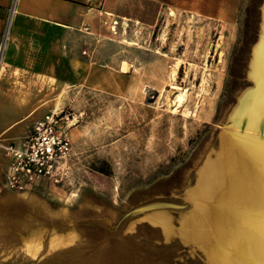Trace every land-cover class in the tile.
<instances>
[{
    "label": "rangeland",
    "instance_id": "obj_1",
    "mask_svg": "<svg viewBox=\"0 0 264 264\" xmlns=\"http://www.w3.org/2000/svg\"><path fill=\"white\" fill-rule=\"evenodd\" d=\"M263 4L140 0L109 17L86 83L7 85L39 95L18 137L46 114L41 108L64 111L71 151L61 181L24 195L5 185L13 144L0 142V264L203 263L183 221L240 94L253 87ZM160 213L168 231L153 219Z\"/></svg>",
    "mask_w": 264,
    "mask_h": 264
},
{
    "label": "bare ground",
    "instance_id": "obj_2",
    "mask_svg": "<svg viewBox=\"0 0 264 264\" xmlns=\"http://www.w3.org/2000/svg\"><path fill=\"white\" fill-rule=\"evenodd\" d=\"M261 11L248 67L253 87L240 94L216 159L202 168L194 209L183 221L185 235L199 241L212 264H264V4ZM121 69L126 73L128 65L122 63ZM183 98L180 89L177 103ZM153 219L169 230L164 213Z\"/></svg>",
    "mask_w": 264,
    "mask_h": 264
},
{
    "label": "crops",
    "instance_id": "obj_3",
    "mask_svg": "<svg viewBox=\"0 0 264 264\" xmlns=\"http://www.w3.org/2000/svg\"><path fill=\"white\" fill-rule=\"evenodd\" d=\"M139 4L140 0H0V142L20 146L18 134L30 118L24 117L32 113L30 101L39 99L35 88L32 94L21 88L9 91L7 85L60 89L86 83L91 53L106 42L109 17H124ZM46 111L41 108L40 114L53 110Z\"/></svg>",
    "mask_w": 264,
    "mask_h": 264
},
{
    "label": "built area",
    "instance_id": "obj_4",
    "mask_svg": "<svg viewBox=\"0 0 264 264\" xmlns=\"http://www.w3.org/2000/svg\"><path fill=\"white\" fill-rule=\"evenodd\" d=\"M64 111H51L27 131L20 146L5 148L8 166L5 185L25 191L45 182L58 183L65 175V163L71 151L67 136L69 116Z\"/></svg>",
    "mask_w": 264,
    "mask_h": 264
},
{
    "label": "water",
    "instance_id": "obj_5",
    "mask_svg": "<svg viewBox=\"0 0 264 264\" xmlns=\"http://www.w3.org/2000/svg\"><path fill=\"white\" fill-rule=\"evenodd\" d=\"M163 232H164V230H162ZM184 239V237L181 235V238L180 239ZM201 247V249H202V260H203V263H202V261L199 263V262H197V261H189L190 263L189 264H211L210 263V261H209V256H208V254H206V251H205V249H204V247H202V246H200Z\"/></svg>",
    "mask_w": 264,
    "mask_h": 264
}]
</instances>
